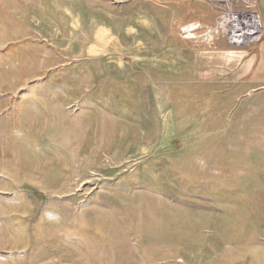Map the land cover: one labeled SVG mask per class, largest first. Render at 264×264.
Segmentation results:
<instances>
[{"label":"rangeland","instance_id":"rangeland-1","mask_svg":"<svg viewBox=\"0 0 264 264\" xmlns=\"http://www.w3.org/2000/svg\"><path fill=\"white\" fill-rule=\"evenodd\" d=\"M217 17L0 0V264H264V95L194 89L180 36Z\"/></svg>","mask_w":264,"mask_h":264},{"label":"crops","instance_id":"crops-1","mask_svg":"<svg viewBox=\"0 0 264 264\" xmlns=\"http://www.w3.org/2000/svg\"><path fill=\"white\" fill-rule=\"evenodd\" d=\"M259 10L264 18V10ZM189 79L194 89L233 91L246 116L248 99L264 95V37L249 49L231 47L220 38L211 47L194 44Z\"/></svg>","mask_w":264,"mask_h":264},{"label":"built area","instance_id":"built-area-1","mask_svg":"<svg viewBox=\"0 0 264 264\" xmlns=\"http://www.w3.org/2000/svg\"><path fill=\"white\" fill-rule=\"evenodd\" d=\"M203 1L216 9V25L208 28L199 22L187 23L180 29L183 40L211 47L220 38L237 49H249L262 41L264 18L258 0Z\"/></svg>","mask_w":264,"mask_h":264}]
</instances>
